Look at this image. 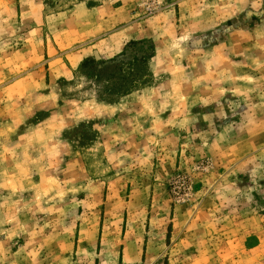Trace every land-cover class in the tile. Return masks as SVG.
<instances>
[{
	"label": "rangeland",
	"instance_id": "rangeland-1",
	"mask_svg": "<svg viewBox=\"0 0 264 264\" xmlns=\"http://www.w3.org/2000/svg\"><path fill=\"white\" fill-rule=\"evenodd\" d=\"M0 264H264V0H0Z\"/></svg>",
	"mask_w": 264,
	"mask_h": 264
},
{
	"label": "trees",
	"instance_id": "trees-1",
	"mask_svg": "<svg viewBox=\"0 0 264 264\" xmlns=\"http://www.w3.org/2000/svg\"><path fill=\"white\" fill-rule=\"evenodd\" d=\"M134 45L139 46V45H141V42H136V43H134ZM88 64H89V70L87 72V75L95 83H101L103 80V77H107V79L110 80L111 78H116L118 76V73H117L118 66H119L118 59H112L109 61L89 60L88 59L85 61L84 66L88 65ZM110 74H111V76H110ZM110 81H113V79H111ZM121 81L122 80H120L119 85L124 84ZM127 83L129 84V82H127Z\"/></svg>",
	"mask_w": 264,
	"mask_h": 264
}]
</instances>
